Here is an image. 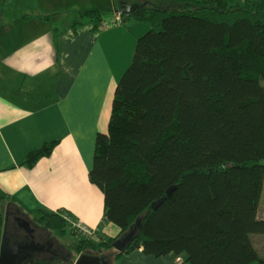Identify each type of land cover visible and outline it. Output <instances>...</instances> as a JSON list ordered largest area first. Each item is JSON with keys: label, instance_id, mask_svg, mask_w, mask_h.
I'll use <instances>...</instances> for the list:
<instances>
[{"label": "trees", "instance_id": "1", "mask_svg": "<svg viewBox=\"0 0 264 264\" xmlns=\"http://www.w3.org/2000/svg\"><path fill=\"white\" fill-rule=\"evenodd\" d=\"M119 1L138 6L132 19L149 30L119 82L108 132L96 136L89 181L104 195V222L120 234L85 238L66 215L39 210L26 217L82 238L68 259L33 264H75L83 254L118 264L137 250L182 264H264L254 240L264 238V0ZM103 20L86 11L69 26L98 29ZM57 145L31 152L24 165ZM139 221L133 242L117 252L113 244ZM3 222L0 214V233Z\"/></svg>", "mask_w": 264, "mask_h": 264}, {"label": "crops", "instance_id": "2", "mask_svg": "<svg viewBox=\"0 0 264 264\" xmlns=\"http://www.w3.org/2000/svg\"><path fill=\"white\" fill-rule=\"evenodd\" d=\"M17 1L0 0V192L21 214L66 215L95 230L97 241L115 239L120 230L104 222V195L89 173L96 136L108 132L119 82L149 28L132 17L118 22L119 0H33L39 12L19 16L10 13ZM86 11L102 12L106 26L70 29ZM51 15L63 22L41 18ZM50 142H58L51 156L24 165ZM254 240L264 254V238ZM118 264L182 261L137 250Z\"/></svg>", "mask_w": 264, "mask_h": 264}, {"label": "flooded vegetation", "instance_id": "3", "mask_svg": "<svg viewBox=\"0 0 264 264\" xmlns=\"http://www.w3.org/2000/svg\"><path fill=\"white\" fill-rule=\"evenodd\" d=\"M3 221L0 244L5 237L8 243L28 248L22 251L15 264H33L38 260H47V257L52 261L69 258L67 249L65 250L57 241L51 240L46 229L32 222L18 210L7 211Z\"/></svg>", "mask_w": 264, "mask_h": 264}, {"label": "water", "instance_id": "4", "mask_svg": "<svg viewBox=\"0 0 264 264\" xmlns=\"http://www.w3.org/2000/svg\"><path fill=\"white\" fill-rule=\"evenodd\" d=\"M138 9L136 5H130L124 1L118 2L117 14L120 16V19L128 20L132 17V14L135 10ZM173 189L167 192V196H170ZM160 205L153 204L152 209L156 210V208ZM140 225V221L137 225L125 234L123 237L119 238L114 244L113 248L119 252L124 253L129 245L133 242L134 237L137 233V227ZM28 248L22 245H16L13 243H8L5 237L0 244V264H15L18 256L22 253V251L27 250ZM75 264H110L108 260H105L100 257H94L90 255L83 254L81 255Z\"/></svg>", "mask_w": 264, "mask_h": 264}, {"label": "rangeland", "instance_id": "5", "mask_svg": "<svg viewBox=\"0 0 264 264\" xmlns=\"http://www.w3.org/2000/svg\"><path fill=\"white\" fill-rule=\"evenodd\" d=\"M20 3V5H13V9L12 11H10V13L13 14H17V16L19 15H35L37 14L39 11L36 9V2L33 0H18L17 3ZM14 4V3H13ZM78 16V15H77ZM77 18V17H76ZM75 18V19H76ZM60 25V23L58 24ZM149 28V26H148ZM134 57V56H133ZM261 203H260V207H259V215H262L264 213V191L262 193V197L260 199ZM13 206H11L10 204L7 203V201L3 200L0 202V214L3 216V220L5 217V214L7 211H13ZM50 236H51V240L57 241L62 247L65 248V250L68 248V246L76 244L79 239H81L82 237L76 234H72L71 232H69L65 237H60L57 236L56 234L49 232ZM47 260H49V258H46ZM60 261H58L59 263Z\"/></svg>", "mask_w": 264, "mask_h": 264}, {"label": "built area", "instance_id": "6", "mask_svg": "<svg viewBox=\"0 0 264 264\" xmlns=\"http://www.w3.org/2000/svg\"><path fill=\"white\" fill-rule=\"evenodd\" d=\"M118 22L120 21V18L118 19ZM65 220L68 222L70 227L75 230L79 235L85 238H94L96 231L95 230H90L83 226L80 222L74 221L69 217H65Z\"/></svg>", "mask_w": 264, "mask_h": 264}]
</instances>
